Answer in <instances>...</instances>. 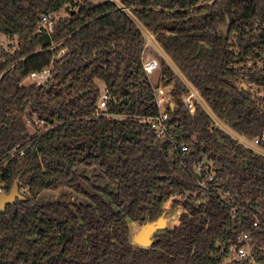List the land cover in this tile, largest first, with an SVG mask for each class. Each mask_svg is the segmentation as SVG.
I'll return each mask as SVG.
<instances>
[{"label": "trees", "instance_id": "16d2710c", "mask_svg": "<svg viewBox=\"0 0 264 264\" xmlns=\"http://www.w3.org/2000/svg\"><path fill=\"white\" fill-rule=\"evenodd\" d=\"M124 5L132 17L109 0H0V30L19 40V52L0 72L22 59L0 78V190L9 192L14 182L23 190L0 210V264H222L221 249L242 232L253 238L250 257L229 264H264L262 231L249 213L257 208L264 227V156L239 144L200 105L190 114L181 99L187 89L163 57L161 78L175 87L166 131L155 137L143 121L158 109L142 68L145 35L136 24L155 36L216 119L254 138L264 131V98L249 83L264 85V71L229 67L261 45L264 31L253 28L257 20L264 24V0ZM60 11L64 17L51 31L36 33L39 16ZM46 67V83L20 84ZM98 82L108 94L104 110L97 108ZM27 110L43 125L32 136ZM202 157L216 181L200 201L191 194ZM89 170L105 186L81 174ZM219 191L233 202L220 201ZM69 194L83 201L71 202ZM167 204L177 205L179 215L166 212ZM136 225H155L140 245Z\"/></svg>", "mask_w": 264, "mask_h": 264}, {"label": "built area", "instance_id": "2783aa9c", "mask_svg": "<svg viewBox=\"0 0 264 264\" xmlns=\"http://www.w3.org/2000/svg\"><path fill=\"white\" fill-rule=\"evenodd\" d=\"M109 1L115 3L117 8L122 12L126 13L127 15H130L129 8H127L124 5V2L127 0H109ZM72 9H74V6L72 7ZM57 19H58L57 14L48 13L39 16L36 25V33L38 34L48 33L55 26ZM259 31H264V24L260 20H257L253 28V33ZM146 33L144 35L147 43L150 42L148 38L153 40L149 44L154 43L155 39L153 35H151L149 32ZM236 36L237 33H234L230 38H228V44L230 46L234 45L236 41ZM56 47L57 45L52 44L49 50L52 51ZM145 47H146V43H145ZM18 52H19V40L17 36L4 33L0 30V70L6 64V61L8 59L15 58ZM64 53L65 50L62 49L57 54V56L54 57H59ZM234 54L235 55L238 54L237 48L234 51ZM20 60L22 59L14 60L8 66L4 67L3 70L0 72V78L6 73V71H8L13 65H15ZM158 66H159L158 62L155 58L143 59L142 57V68L149 79L156 72ZM235 69L264 71V37L261 45L254 48L250 56L238 60L237 62L233 63L232 66L229 67V70H235ZM50 71L51 68L46 67L39 71L30 72L27 76H25L22 79L20 84L24 86H28L31 84L42 85L50 79ZM161 80L163 79L161 78ZM249 86L256 92L257 96L264 98V85L250 82ZM172 89H173L172 84H165V83H161L153 87V93L156 101V106L158 109V114L155 117H148V118H144L143 120L149 125L151 131L154 132L155 137L158 139L161 138L164 132L166 131V122L168 118L166 109L170 105L169 100L171 98ZM196 95H197V91L191 87V89H188V92L183 100L184 107L190 114H193L195 112L194 100ZM107 101H108V94L104 90L103 93L100 94L99 100L97 102L98 110H104L106 108ZM26 112L29 111L27 110ZM36 124H41V122L37 121ZM234 139L239 144L249 149L253 153L264 156V131L261 134L255 136L254 138H247L243 135H240L237 138L234 137ZM182 151H185V148H182ZM19 154L22 155L23 153L20 152ZM204 160L207 161L205 157H202V159L195 165L194 172L198 170L200 175L197 177H201V178L199 179V181H197L198 190L191 194L193 199H199L200 201L205 200L209 194L208 183L216 181V173L213 165L209 161H207L206 166L203 165ZM217 196L219 197V200L222 201L224 204H229L233 202V197L229 193H223L219 191ZM235 198H237V195H235ZM240 208H241L240 206L231 207L232 211ZM249 213L252 216L253 228H259L262 231L261 239L264 241V227L259 223L257 217L259 212L257 208H254L253 211H249ZM232 218H234V215H232ZM252 242H253V238L250 233L248 232L240 233L235 243L229 244L227 247H223L221 249V252H223L224 254V262L222 264L240 262L250 257L251 250L253 249ZM261 250H264V245L261 247Z\"/></svg>", "mask_w": 264, "mask_h": 264}, {"label": "rangeland", "instance_id": "374dc122", "mask_svg": "<svg viewBox=\"0 0 264 264\" xmlns=\"http://www.w3.org/2000/svg\"><path fill=\"white\" fill-rule=\"evenodd\" d=\"M91 1H98V0H91ZM105 1V0H104ZM98 4V3H97ZM131 16V15H130ZM58 17H64V14L62 13V11H60V13H59V15H58ZM132 17V16H131ZM135 20V19H134ZM136 22V21H135ZM136 24L138 25V27L141 29V31L145 34L147 31L144 29V28H142V26L138 23V22H136ZM225 30H226V27L224 26V25H220L219 27H218V29H217V32H218V34H220V35H225ZM151 35H153L151 32H149ZM147 34V33H146ZM153 37H154V39H156L155 38V36L153 35ZM146 39V38H145ZM148 40L150 41V42H152L153 40L152 39H150V38H148ZM150 42H148L147 43V41L145 40V43H146V47L144 46V49H143V55H142V57H143V59H149L150 58V56L151 57H153V58H155V59H157L158 60V63H159V66H158V68H157V70H156V72L150 77V83H151V85L153 86V87H155V86H157V85H159V84H161V83H164V81L163 80H161V67H160V61H159V57H163L164 59H165V55H164V53L161 51V48H160V45L156 42V40H155V42L154 43H151V44H149ZM166 59H168V58H166ZM171 67L173 68V73L175 74V76H177V80L180 82V84L185 88V89H187V92H188V89H191V87H190V84L185 80V78L179 73V71L171 64ZM170 67V68H171ZM171 68V69H172ZM161 80V81H160ZM27 84V83H26ZM101 85L99 86V90H100V94H102L103 93V83L101 82L100 83ZM175 84L174 83H172V86L173 87H175L174 86ZM189 87V88H188ZM186 94L187 93H184V94H182V96H181V99H182V101L184 100V98H185V96H186ZM170 102L172 101V97L170 98V100H169ZM194 104L196 105V104H198V105H200L206 112H207V110H208V108H207V106L205 105V103L203 104V102H202V100H201V98H200V96H199V94L197 93V95L195 96V100H194ZM208 113V112H207ZM29 114V112H26L25 114H24V116H23V120H24V122H25V125H26V128H27V132L29 133V135L30 136H32V135H35L36 133H37V131H38V128L39 127H41V126H43L42 124H36V117L34 116V115H31V116H29L28 115ZM212 114V113H211ZM210 115V114H209ZM212 118H213V120L217 123V125L221 128V129H223V130H225L231 137H235V138H237V137H239L240 135L239 134H237L236 132H234L233 130H231L226 124H224L223 122H221V121H219L218 119H216V117H214L213 116V114L212 115H210ZM114 118H116V119H122V117H119V116H115ZM36 121V122H35ZM82 175H86L87 177H89L90 179V181H91V183L93 184V185H95V186H105V182L103 181V178L101 177V174L99 173V172H97L96 170H93V171H87V173H85V172H82L81 173ZM89 189V188H88ZM19 191V193H21L23 190H18ZM66 199H68L69 201H73V202H77V201H83V198H80V197H77V196H74V195H71V194H69V195H67V197H66ZM172 213L174 214V215H179V213H180V208L177 206V205H175V206H173L172 207ZM159 223V222H158ZM157 223V224H158ZM157 224H155V225H157ZM155 225H152L151 227H153V226H155ZM137 226V229H138V244L140 245V244H142L143 242V238L149 233V228H151V227H144V226H139V225H136ZM157 233V232H156ZM156 234H155V232H153V234L151 235V237H150V239H149V243L147 244V247L151 244V242L153 241V238H154V236H155ZM145 240V239H144Z\"/></svg>", "mask_w": 264, "mask_h": 264}, {"label": "water", "instance_id": "95a60500", "mask_svg": "<svg viewBox=\"0 0 264 264\" xmlns=\"http://www.w3.org/2000/svg\"><path fill=\"white\" fill-rule=\"evenodd\" d=\"M173 105L171 104L170 107H172ZM203 165H207V161H203ZM196 176H199L200 173L198 170H196L195 172ZM21 197V194L18 191V186H17V182H14L9 190V192L7 193H0V210L2 211L6 205L12 203L15 199H18ZM165 210L169 211L170 207L169 204H167L165 206ZM144 239V238H143Z\"/></svg>", "mask_w": 264, "mask_h": 264}, {"label": "crops", "instance_id": "0c3cea01", "mask_svg": "<svg viewBox=\"0 0 264 264\" xmlns=\"http://www.w3.org/2000/svg\"><path fill=\"white\" fill-rule=\"evenodd\" d=\"M91 1V0H90ZM106 1V0H105ZM92 3H94V4H97V3H102V2H104V0H98V1H91ZM162 51V50H161ZM165 55V54H164ZM151 58H153V57H151L150 56V58L149 59H151ZM166 58H168V57H166V55H165V61L167 62V64L171 67V64H172V62L169 60V59H166ZM173 65V64H172ZM174 66V65H173ZM172 68V67H171ZM172 70H173V68H172ZM101 82H98V86H100L101 84H100ZM190 87H192L191 85H190ZM193 88V87H192ZM103 89H104V85H103ZM196 90V89H195ZM104 91V90H103ZM197 91V90H196ZM198 93V92H197ZM202 100V99H201ZM202 102H203V100H202ZM203 104H204V102H203ZM206 105V104H205ZM208 108V107H207ZM207 112H208V114H210V115H212L211 114V112H210V110H209V108H208V110H207ZM166 212H172L171 211V208H170V210L169 211H166ZM168 229H170V228H168Z\"/></svg>", "mask_w": 264, "mask_h": 264}]
</instances>
